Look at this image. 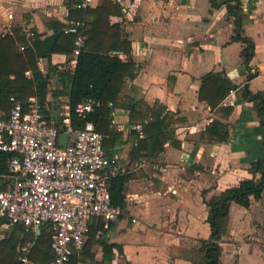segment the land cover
<instances>
[{
	"label": "crops",
	"instance_id": "obj_1",
	"mask_svg": "<svg viewBox=\"0 0 264 264\" xmlns=\"http://www.w3.org/2000/svg\"><path fill=\"white\" fill-rule=\"evenodd\" d=\"M112 2L120 13L111 14L109 22L119 26L131 51L109 54L121 52L123 57L118 58L133 61L137 68L135 77L124 79L123 97L110 105L108 116L110 138L115 140L111 155L107 154L108 171L111 176L127 175L125 204L118 218L105 222L96 236L115 245L112 259H104L103 246L96 243L91 248L93 257L83 263L196 264L200 240L211 235L205 200L243 179L261 177L249 168L264 157V125L253 102L243 98V90L247 86L252 93H264V0H240L248 17L242 34L255 45L248 68L241 55L244 44L232 40L236 19L225 5L213 7L210 0ZM101 4L102 0H92L90 8ZM68 15L65 0H0V35L20 29L32 44L35 35L43 39L53 34L50 21L58 20L64 28L78 21ZM38 66L48 76L45 103L29 98L38 100L46 116L58 118L70 101L60 92L66 81L59 73L73 72L76 62L53 53L49 60L39 58ZM210 72L222 73L237 85L220 104L232 108L226 118L199 99L202 79ZM249 73L255 75L248 79ZM155 103L165 108L170 120L160 151L158 145L146 142L145 126L151 118L140 115ZM215 119L227 123L226 141L201 138ZM5 165L0 154V190L9 181ZM39 233L8 225L0 215V243L18 239V264L21 256L41 264L29 256L33 236ZM219 244L220 264H264V190L260 198H250L248 207L232 202Z\"/></svg>",
	"mask_w": 264,
	"mask_h": 264
},
{
	"label": "trees",
	"instance_id": "obj_2",
	"mask_svg": "<svg viewBox=\"0 0 264 264\" xmlns=\"http://www.w3.org/2000/svg\"><path fill=\"white\" fill-rule=\"evenodd\" d=\"M213 7L225 5L230 15L236 19L234 41L244 44L241 51L243 63L246 68L254 54V42L242 34L243 26L247 23L248 17L244 13L240 0H210ZM69 8L70 20H81L84 23L85 46L77 56L76 66L73 72H60L59 75L66 81L62 94L70 97L72 106L76 105L82 98L94 96L101 98L103 106L90 117L96 128L105 135L104 150L106 155H111L110 147L115 140L110 138L113 135L109 127L110 104H114L123 97L121 88L126 77L136 76V65L133 61H122L117 56L109 53L112 50H121L130 53L131 45L126 39L120 36V29L117 24H110L111 14L120 13L118 6L112 0H102V4L96 8L74 7L78 0H65ZM48 25L53 29V34L46 38L33 37L32 44L23 35L20 29H15L13 34L0 35V109L9 111L13 103L11 95L20 100H26L30 96L38 98L41 104L45 103L48 90V76L38 66L39 58L50 59L53 53H63L67 56V62L73 59L74 39L73 34L64 32L65 24L52 20ZM19 45L23 50H19ZM30 72V76L26 72ZM255 74L249 73L250 79ZM237 85L222 73L210 72L202 79L199 90V99L204 100L212 109L220 112L224 118L230 114L231 107L220 105L231 90ZM243 98L253 102L254 109L260 117V123L264 125V93H252L247 86L243 90ZM142 118H151L149 125L145 126L148 137L146 142L158 145L162 150L167 137V127L170 123L169 115L165 108L155 103L153 107H146L140 113ZM76 125L81 123L77 122ZM201 138L208 141H226L229 138L228 125L218 119L213 120L201 133ZM264 147V140L262 142ZM3 157L5 169L8 170V158L6 153H0ZM6 170V171H7ZM253 174L260 173L259 179L246 178L237 185L229 187L219 195L205 200L209 208L208 222L211 227V235L206 240H200L201 247L194 257L196 264H220L222 248L219 241L226 233L229 208L232 202L245 207L250 204V198L256 199L262 196L264 190V157L251 164L249 168ZM8 172V171H7ZM127 175L117 174L109 179L111 200L114 205L123 207L125 204V182ZM104 221L100 218H93L89 223L88 236L84 249L79 257L74 256L71 264L77 259L84 261L93 257L91 248L94 244L100 243L103 246L104 259H112V247L102 239H97V233L103 229ZM21 229L19 225H15ZM35 244L30 251V258L34 261L46 264L52 258L51 235L44 230L34 235ZM23 243V242H22ZM18 239H7L0 243V264H18L16 247Z\"/></svg>",
	"mask_w": 264,
	"mask_h": 264
},
{
	"label": "built area",
	"instance_id": "obj_3",
	"mask_svg": "<svg viewBox=\"0 0 264 264\" xmlns=\"http://www.w3.org/2000/svg\"><path fill=\"white\" fill-rule=\"evenodd\" d=\"M91 5L92 0L77 3L83 9ZM64 32L75 36V63L85 46L83 21L70 23ZM116 54L123 57L121 52ZM10 100L9 112H0V153L9 155V181L0 190V215L8 225L51 235L52 258L46 264H71L84 249L91 219L110 222L123 211L111 200L105 135L90 119L104 102L94 96L74 106L67 102L54 118L42 112L35 97L23 101L11 95ZM61 134H65L63 145ZM19 260L36 264L26 256ZM75 264L84 263L77 259Z\"/></svg>",
	"mask_w": 264,
	"mask_h": 264
},
{
	"label": "water",
	"instance_id": "obj_4",
	"mask_svg": "<svg viewBox=\"0 0 264 264\" xmlns=\"http://www.w3.org/2000/svg\"><path fill=\"white\" fill-rule=\"evenodd\" d=\"M65 140V134H61L60 136V144L63 145ZM37 232H40L39 230Z\"/></svg>",
	"mask_w": 264,
	"mask_h": 264
}]
</instances>
